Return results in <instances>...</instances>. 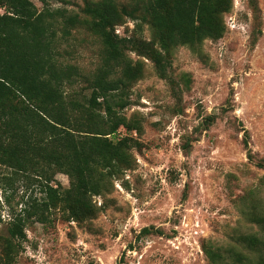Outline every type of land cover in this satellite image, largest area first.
Segmentation results:
<instances>
[{
    "label": "rangeland",
    "instance_id": "1",
    "mask_svg": "<svg viewBox=\"0 0 264 264\" xmlns=\"http://www.w3.org/2000/svg\"><path fill=\"white\" fill-rule=\"evenodd\" d=\"M89 1L48 6L84 19ZM231 2L222 37L173 49L167 78L151 58L125 50L142 73L119 111L134 126L117 131L128 138L129 155L101 178L87 209L71 216L59 203L39 215V178L0 166V237L26 207L35 214L14 245L13 264H212L205 248L225 256L231 248L245 251L240 234L264 239L250 219L252 208L264 214V0ZM69 31L57 32L59 62L75 69L64 91L83 101L103 64V46L85 26ZM114 34L140 44L152 38L148 24L130 18ZM52 172V186L69 187L66 174ZM143 228L149 232L139 237ZM1 247L0 239V264Z\"/></svg>",
    "mask_w": 264,
    "mask_h": 264
},
{
    "label": "trees",
    "instance_id": "2",
    "mask_svg": "<svg viewBox=\"0 0 264 264\" xmlns=\"http://www.w3.org/2000/svg\"><path fill=\"white\" fill-rule=\"evenodd\" d=\"M0 0V166L31 172L39 178L45 194L36 207L44 209L64 204L71 216L88 208L91 195L100 194L103 176L112 174L127 161V137L118 138V129L134 126L119 111L129 105L128 87L142 76L138 64L132 65L125 50L134 49L151 58L158 74L168 77L173 49L192 48L205 39L224 34L223 14L231 0H91L83 11L88 18L50 10L48 0ZM126 18L148 24L152 38L146 44L134 38L118 37L116 25ZM82 25L96 34L103 46V64L83 100L67 97L64 89L72 85L75 69L59 62L57 32L70 33ZM138 25V24H137ZM156 47V48H155ZM111 135L116 141L108 138ZM54 166V167H52ZM52 171L69 178V187L59 190L50 184ZM105 171H108L105 173ZM14 219L2 243V264H13L16 242L25 237L23 225L35 215L26 207ZM250 219L264 231V214L250 211ZM149 232L141 229L142 235ZM245 251L231 248L223 256L205 248L212 264H264V239L255 233L237 238Z\"/></svg>",
    "mask_w": 264,
    "mask_h": 264
}]
</instances>
